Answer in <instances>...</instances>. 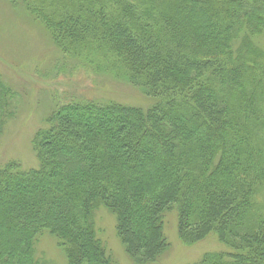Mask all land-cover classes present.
<instances>
[{"label": "trees", "instance_id": "1", "mask_svg": "<svg viewBox=\"0 0 264 264\" xmlns=\"http://www.w3.org/2000/svg\"><path fill=\"white\" fill-rule=\"evenodd\" d=\"M70 61L146 106L63 104L33 136L36 166L0 162V264H118L94 217L115 216L133 264L156 263L173 214L192 264H264V0H7ZM0 73V136L20 117Z\"/></svg>", "mask_w": 264, "mask_h": 264}, {"label": "rangeland", "instance_id": "2", "mask_svg": "<svg viewBox=\"0 0 264 264\" xmlns=\"http://www.w3.org/2000/svg\"><path fill=\"white\" fill-rule=\"evenodd\" d=\"M0 73L15 91L14 108L20 112V117L9 122L0 136V162L13 157L36 166L33 136L43 126L44 117L63 104L91 99L147 105L143 95L132 86L67 60L51 43L47 32L7 0H0ZM94 221L113 260L118 264H133L116 236L115 216L100 209ZM163 233L169 247L152 264H192L207 252L223 249L214 238L185 246L178 237L173 214L164 222ZM36 250L43 264L66 262L56 241L48 234L39 238Z\"/></svg>", "mask_w": 264, "mask_h": 264}]
</instances>
